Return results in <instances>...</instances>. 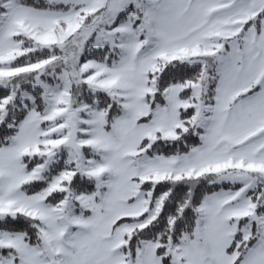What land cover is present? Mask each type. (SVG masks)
<instances>
[{
  "label": "snow or ice",
  "instance_id": "6c2138e0",
  "mask_svg": "<svg viewBox=\"0 0 264 264\" xmlns=\"http://www.w3.org/2000/svg\"><path fill=\"white\" fill-rule=\"evenodd\" d=\"M0 264H264V0H0Z\"/></svg>",
  "mask_w": 264,
  "mask_h": 264
}]
</instances>
